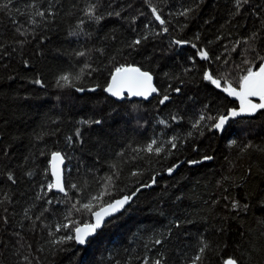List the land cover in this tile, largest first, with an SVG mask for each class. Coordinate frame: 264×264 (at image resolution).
<instances>
[{
  "label": "trees",
  "instance_id": "obj_1",
  "mask_svg": "<svg viewBox=\"0 0 264 264\" xmlns=\"http://www.w3.org/2000/svg\"><path fill=\"white\" fill-rule=\"evenodd\" d=\"M89 2H98L102 13L119 11L121 16L106 17L99 25L88 22L81 9ZM4 3L7 0H0V5ZM31 3L40 10L49 6V0H12L8 9L0 11V199L4 193L12 199L11 204L0 206V215L9 220L8 224L0 221V264H21L25 255L32 264H143L145 257L149 264L159 258L163 264H190L202 241L209 244L205 264H223L230 255L243 257V264H263L264 151L260 149H264V114L234 120L221 134L203 127L214 121L202 122V134L193 123L202 113L227 115L239 108L238 102L204 81L202 74L205 68L218 75L227 70L237 85L242 68L247 67L240 55L245 45L236 52L231 48L253 32L264 37V0H250L239 14L234 0H150L166 21L163 26L152 16L146 0H52L56 16L34 31L28 13L36 9L28 7ZM188 8L194 11L187 17L179 14ZM80 18L86 21L84 33L70 37ZM21 23L30 33L27 37L15 31ZM162 27L168 32L162 33ZM144 35L149 39L136 50L126 47ZM174 39L191 41L196 48L176 45ZM21 40H26L22 46L17 43ZM257 47L264 54V39ZM100 48L103 54L96 50ZM201 48L213 57L211 63L199 59ZM88 49V57L75 56L76 51ZM217 56L220 60H215ZM224 60L228 63L223 64ZM24 61L29 67H24ZM85 61L96 70L85 69L77 87L99 85L96 92L80 94L56 86L60 74L78 73ZM120 65L150 71L156 87L169 94L170 100L160 105V96L147 102L109 96L103 88ZM36 78L45 83L44 88L31 82ZM169 85L180 87L181 92H172ZM173 115L179 119L173 121ZM89 119H101L103 124L80 123ZM77 129L82 144L76 140ZM172 137H176L175 149L167 143ZM153 139L164 148L159 155L133 151ZM249 142L252 148H246ZM52 152L65 157L66 182L82 189L76 197L82 202L98 190L97 178L113 171H118L119 179L114 177L112 195L106 200L138 193L126 211L111 219L84 248L74 241L53 246L47 243L52 239L48 227L36 222L32 231L31 222L23 219L24 209L31 207L34 219L47 206L44 224L54 231L56 224L65 222L70 205L55 203L60 195L48 193L45 199L52 198L53 205L36 200L38 193L43 195L41 187L52 182ZM205 156L213 159L204 160ZM113 164L116 169L110 167ZM176 165L169 175L168 169ZM29 171L31 177L26 175ZM8 172L17 184L7 180ZM153 177L152 188L141 187L152 183ZM233 201L241 205L238 212L231 209ZM72 219L81 225L92 222L87 213L73 212ZM65 234L58 232L56 237ZM156 239L162 243L155 244Z\"/></svg>",
  "mask_w": 264,
  "mask_h": 264
},
{
  "label": "snow or ice",
  "instance_id": "obj_2",
  "mask_svg": "<svg viewBox=\"0 0 264 264\" xmlns=\"http://www.w3.org/2000/svg\"><path fill=\"white\" fill-rule=\"evenodd\" d=\"M146 2L149 3L152 16L155 18L156 21L160 23L161 26H163L166 21L162 19L160 11L156 7L151 6L150 0H146ZM11 3L12 0H7V3L0 5V11L8 9L9 4ZM56 3H59V0H56ZM234 3L236 7V14H239L241 8H243V6L245 5H248L250 3V0H234ZM28 7L36 9L34 13H28L29 23L33 26V31L36 27L40 26L41 22L47 25L51 23L54 17L56 16V12L53 11L52 0H49V6L46 10H40L39 8H37V5L35 3L29 4ZM16 11L20 12L21 15L25 14L21 12L19 8H17ZM81 11L83 13V16L88 18V22L95 23L97 25H99L106 17L115 16L119 18L121 16V13L119 11L106 13L100 12L98 2H89L86 7L81 9ZM192 11H194L193 8H188L180 12L179 14L187 17ZM36 17H39L40 20L38 21ZM13 22L17 23L16 21ZM85 22L86 21L83 18H80L75 28L71 30L68 35L70 37H80L84 33L83 26ZM133 23H135V18L133 19ZM262 23H264V21H262ZM145 27H148V25L146 24ZM15 31L20 36L27 37L28 35H30L28 29L25 28L22 23L15 28ZM161 32L167 33L168 28L162 27ZM161 32H157L156 35H160ZM148 39L149 37L147 35L138 36L137 38L132 39L126 45V47L132 50H136ZM197 39H199L198 36ZM260 39H264V37H261L259 32H253L250 36L238 39L233 43L231 48L232 52H236L241 44L245 45V47L241 50L240 55L243 57L241 63L243 65H247V67L242 68L243 74L239 75L237 85H234L232 80L229 79L231 73L227 70H225L222 74L219 75L208 68H205V70L203 71L202 79L204 81L209 82L220 91L226 93L228 96L235 97L239 101V109H230L228 115L221 114L213 116L210 114L205 115L202 113L199 116L198 120L193 123V128L201 129V134V124L205 121H214V123L203 124V127L208 128L209 131H222L230 118L235 119L241 116L252 117L256 116L257 113L264 114V54H262L259 48L257 47V44L259 43ZM25 42L26 40H21L17 43L22 46ZM172 43L179 46L191 44L193 48H196L195 43H191V41L187 40L174 39ZM2 47L3 46L0 45V50H2ZM225 48H227V46H225ZM96 50L103 54L104 50L102 48ZM13 51H15V49H13ZM90 52L91 49H88L87 51H76L75 56L77 58L88 57ZM197 55L199 56L200 60L209 63L213 61V57L209 54L207 50L203 48L198 50ZM215 60H220V57H215ZM193 63H195V61H193ZM222 63L227 64L228 60H224ZM24 67H29L28 61H24ZM236 67L240 68L241 65H237ZM85 69H91L92 71L96 70L92 69V65L85 61L83 68H81L78 73L73 74L71 72H65L60 74L56 79V86L60 89L72 88L77 93H84L85 91L96 92L99 85L88 88L77 87V84L82 82V78L85 74ZM185 71H190V69H186ZM89 75H91V72H89ZM31 82L40 86L41 88L45 87V83L39 78H36ZM169 87L171 88V85H169ZM103 91L109 96L115 98L116 100L121 101L132 97H140L144 100H148L150 97L153 96V94H156L157 96L161 97L159 99L160 105H164L167 101L170 100L169 94H162L160 90L153 84V74L150 71L142 70L141 67L133 65H120L115 67L114 70L111 72L110 79L107 82V85L103 88ZM171 91L179 94L181 92V88H171ZM253 98L258 100V102H253ZM178 119L179 117L175 115L172 116L173 121H176ZM80 123L92 126L102 125L103 121L101 119H89L82 120L80 121ZM159 123L166 125L165 120H159ZM189 135H191V133H189ZM75 137L77 141H79L81 144L83 143L80 129L76 130ZM39 138L40 137H37V139ZM67 139L69 144L73 142V138L71 136H69ZM175 140L176 137H172L170 140L167 141V143L171 145L172 149H175L177 147L176 143L174 142ZM232 143L235 144L236 142L233 141ZM252 147L253 145L251 142L246 145V148ZM260 150L264 151V149ZM133 151L137 153L143 151L149 154L155 153L156 155H159L162 151H164V148L162 145L157 146V140L153 139L145 147L134 148ZM4 155H8L7 150L4 151ZM118 155L122 156L123 152L118 153ZM51 157L52 161L54 162L52 164V175L54 176L55 180L54 182L48 183L46 186L41 187L40 191L41 193H43V195L38 193L36 195V200H44L45 205H53L54 200L52 198L45 199L48 196V193L55 190L56 192L62 194L60 197L56 198L55 203H67L70 205L64 216L65 222L56 224L54 231L51 230L50 225L44 224L42 221V217L46 212L49 211V208L47 206H44L39 212V214L35 215L34 219L33 216L30 214L32 208L29 207L24 209L23 219H26L31 222L32 228L30 230L32 231L36 230V222H40L43 227H48L50 229L48 235L49 237H52V239L47 241V243H50L53 246H61L73 241L77 245H88L89 243H91V237L96 236L100 230L107 227V224L110 222L107 221V218L119 212L121 209H124V206L129 204V202L133 199L136 193L133 192L131 195H124L122 198L114 200H106L105 197L112 195V188L115 186L114 177L116 179H119L118 171H113L111 174H105L103 176L98 177L97 183L100 185L98 190L93 193H89L86 198L87 202H82L80 199L76 198L80 195L82 189L75 183L68 184L63 178L62 171L57 166V163H55H63L64 157L61 155L60 152H52ZM203 159L211 160L213 159V157L205 156L203 157ZM200 162L202 161H190V163L192 164ZM178 166L179 165L169 168V175H171L175 171V167ZM110 167L113 169L117 168L115 164L110 165ZM26 175L31 177L33 173L29 171L26 173ZM132 175L136 176L138 175V173L133 172ZM7 180L11 182L12 185L17 184V179L15 178L12 172L7 173ZM155 183L156 180L155 177H153L152 183L144 184L141 187H152ZM139 190L140 189H137L136 191L138 192ZM225 199H227V197H225ZM5 202H7L8 204L12 203V199L8 195V193H4L3 198L0 199V206L4 205ZM32 207H34V205ZM240 207L241 205L238 201H233L231 204V209L233 211L238 212ZM243 207L246 208L247 205H244ZM95 208H98L99 210H94ZM2 211L4 213H8L9 209L7 207H3ZM73 212L89 214L92 218V222L84 223L83 225H81L79 221L72 219ZM0 221H2L4 224L9 223L7 215H0ZM20 226L21 228L24 227L23 222ZM58 232H64L66 234L56 237V233ZM15 235L22 239L20 232L15 233ZM262 235H264V233H262ZM154 243L159 245L162 243V240L156 239ZM201 243L202 246L199 248L198 253L191 258L190 264H205V253L206 250L209 249V244L204 241H202ZM28 248L31 250V245H28ZM42 250L43 249H38V251ZM21 264H32V261L29 259L28 255H25L23 256ZM143 264H149V260L147 257L144 258ZM152 264H163V258L153 260ZM223 264H243V257H236L234 255H230L223 260Z\"/></svg>",
  "mask_w": 264,
  "mask_h": 264
},
{
  "label": "water",
  "instance_id": "obj_3",
  "mask_svg": "<svg viewBox=\"0 0 264 264\" xmlns=\"http://www.w3.org/2000/svg\"><path fill=\"white\" fill-rule=\"evenodd\" d=\"M153 84L155 85V81H154V78H153ZM156 86V85H155ZM220 91V90H219ZM85 92H88V91H85ZM221 93H223V94H225L226 96H228L226 93H224V92H222V91H220ZM88 93H92V92H88ZM80 94H83V93H80ZM157 95L156 94H153V96L152 97H150L148 100H144V99H142V98H140V97H132V98H129V99H131V100H139V101H150L152 98H154V97H156ZM229 98H231V99H233V100H235L236 102H238V104H239V101L235 98V97H230V96H228ZM115 99V98H114ZM253 102H258V100H256L255 98H253ZM239 109V108H238ZM237 109V110H238ZM228 115V114H227ZM253 117V116H252ZM246 118H251V117H249V116H241V117H237V118H235V119H232V118H230L229 120H228V123L224 126V129L226 128V126L230 123V122H233L234 120H240V119H246ZM224 129L222 130V131H219V130H216L218 133H223V131H224ZM62 156H63V154H61ZM64 157V156H63ZM54 162L52 161V157L50 158V175H51V178H52V182H54V180H55V178H54V176L52 175V164H53ZM55 163H57V166L60 168V170L62 171V174H63V178H64V180L66 181V166H67V161H66V159H65V157H64V160H63V163H59V162H55ZM154 186V185H153ZM152 186V187H153ZM152 187H148V188H152ZM142 190H144V188H141L139 191H142ZM54 194H56V195H62V194H60V193H58V192H56L55 190H53L52 191ZM137 194L138 193H136V195L133 197V199L129 202V204H127V205H125L124 206V209H121L119 212H117V213H115L114 215H112V216H110V217H108L107 218V221H110L111 219H113V218H115V217H117V216H119V215H121V214H123L125 211H126V209L133 203V201H134V199L136 198V196H137ZM101 231V230H100ZM97 236V235H96ZM96 236H94V237H91L90 238V240H92V239H94V238H96ZM77 245V244H76ZM78 247H81V248H84V247H86L87 245H84V246H81V245H77ZM264 264V263H263Z\"/></svg>",
  "mask_w": 264,
  "mask_h": 264
}]
</instances>
